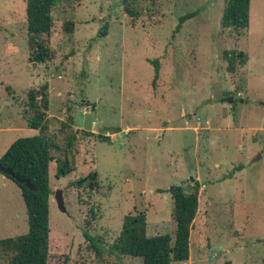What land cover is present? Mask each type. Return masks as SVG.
Here are the masks:
<instances>
[{
  "label": "rangeland",
  "instance_id": "374dc122",
  "mask_svg": "<svg viewBox=\"0 0 264 264\" xmlns=\"http://www.w3.org/2000/svg\"><path fill=\"white\" fill-rule=\"evenodd\" d=\"M129 1L139 17L123 0H56L52 58L37 63L27 1L0 0V157L16 139L38 133L28 126V92L43 84L45 131L60 146L54 158L77 131L76 170L59 177L50 163L49 264H142L116 252L124 216L144 211L149 235L174 234L166 189L196 184L190 258L173 264H264V0H251L244 34L222 26L225 0ZM196 10L175 32L179 17ZM227 49L248 56L235 73ZM94 171L98 185H72ZM84 230L100 240V257ZM27 231L21 190L0 172V238Z\"/></svg>",
  "mask_w": 264,
  "mask_h": 264
},
{
  "label": "trees",
  "instance_id": "16d2710c",
  "mask_svg": "<svg viewBox=\"0 0 264 264\" xmlns=\"http://www.w3.org/2000/svg\"><path fill=\"white\" fill-rule=\"evenodd\" d=\"M26 1L30 55L33 61L44 63L52 58V50L48 42L54 23L52 12L56 0ZM250 4L251 0H225L222 26L232 27L239 34L247 32L250 26ZM123 5L131 17H139L140 12L134 9L131 1L123 0ZM198 14L199 10H196L180 16L175 32L180 31L185 21ZM66 29L72 31L69 26ZM107 32L108 23L102 27L101 34L105 35ZM223 57L230 73H235L239 66L245 65L248 61L246 52L234 49L225 50ZM152 62L155 67V78H157L160 62L158 59ZM48 88V84H43L28 92L27 106L32 112L28 126L37 129L38 133L16 139L0 157V162L13 170V174H7V177L20 188L28 216L26 233L0 238V254L8 255V261L1 263L0 260V264H49L50 197L53 194L50 185V163L52 160L56 161V174L59 177L69 175L77 167L74 146V139L77 137L76 130L70 129L69 136L66 138L67 145L63 151L65 154L56 158L53 156L55 151L60 150V146L45 131L50 118ZM70 121L73 122L74 119L70 117ZM63 125L71 127L68 123H63ZM85 132L88 133V131ZM99 137L106 136L99 134ZM88 180H90V185H98L97 173L91 172L75 180L72 185L81 188ZM26 181H29L32 187H29ZM160 191L164 192L165 189ZM166 191H170L173 200L172 216L176 223L174 234L149 235L147 214L144 211L126 214L120 235L115 243L119 256L140 258L142 264H173L189 260L191 231L199 206V187L196 184L192 191H187L184 186L173 185ZM84 236L91 242L100 257V240L86 230H84Z\"/></svg>",
  "mask_w": 264,
  "mask_h": 264
},
{
  "label": "water",
  "instance_id": "95a60500",
  "mask_svg": "<svg viewBox=\"0 0 264 264\" xmlns=\"http://www.w3.org/2000/svg\"><path fill=\"white\" fill-rule=\"evenodd\" d=\"M230 101H232V98H230ZM0 172L4 174V176H7V174L12 175L13 170L10 167H5L1 162H0ZM194 180V179H193ZM27 185L29 187H32V185L29 183V181H26ZM55 198L57 200L58 206L60 209L63 211H66V205H65V200H64V195H63V190L59 189L55 192Z\"/></svg>",
  "mask_w": 264,
  "mask_h": 264
}]
</instances>
